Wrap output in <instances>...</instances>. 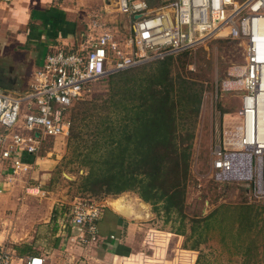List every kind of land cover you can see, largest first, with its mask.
<instances>
[{
	"label": "rangeland",
	"instance_id": "rangeland-1",
	"mask_svg": "<svg viewBox=\"0 0 264 264\" xmlns=\"http://www.w3.org/2000/svg\"><path fill=\"white\" fill-rule=\"evenodd\" d=\"M55 1L75 19V43L92 41L100 32L99 28H92L96 24L111 30L120 39L128 37L127 18L113 10L115 8L105 9L100 0ZM150 4L156 3L150 0ZM9 35V42L18 47L19 34ZM69 48L58 46L53 51ZM4 58L0 53V73L5 69ZM17 60L23 64L26 61L19 54L14 58ZM244 61L243 47L239 43L216 38L187 53L174 55L169 64L174 76L179 73L191 77V72L202 89L199 115L191 125L194 138L182 221L177 214L167 216L145 204L134 192L101 198L82 188V178L88 170L86 146L94 124L90 114L106 111L103 104L110 86L102 80L92 82L89 91L75 103L73 113L86 111L82 114L86 116L82 124L87 125L82 138L73 141L68 135L47 139L37 163L25 172L4 174L0 169V179L8 175L16 179L9 182L11 186H5L7 189L0 187V197L11 194L20 199L15 209H4L0 215V244H5V230L15 223L20 235L11 242L17 243L28 238L27 230L31 229L33 235L40 226L49 224L56 204L62 203L61 212L66 214L60 220L69 218L70 222V209L75 200L92 199L103 209L107 198L131 196L147 206V215L136 221L144 225L137 231L132 256L107 264H264V205L253 199L247 186L216 180L212 168L214 147L224 141L227 143L228 139L231 141L236 132L234 117L243 94L236 88V81ZM12 90L26 89L23 85ZM77 256L82 258L81 253Z\"/></svg>",
	"mask_w": 264,
	"mask_h": 264
},
{
	"label": "built area",
	"instance_id": "built-area-1",
	"mask_svg": "<svg viewBox=\"0 0 264 264\" xmlns=\"http://www.w3.org/2000/svg\"><path fill=\"white\" fill-rule=\"evenodd\" d=\"M152 1L156 4L101 0L105 9L115 8L127 18L126 39L96 24L92 28L100 32L92 41L46 54L26 90H0V160L9 163L13 175L32 168L47 139L69 135V109L92 82L211 39L228 38L243 47L244 66L236 81L243 94L234 117L236 132L231 141L214 147L212 168L216 180L247 186L253 199L263 204L264 0ZM24 153L34 160H23ZM102 211L91 200L73 202L70 223L81 242L98 240ZM12 257V251L0 244V264H11ZM25 264L44 262L33 256Z\"/></svg>",
	"mask_w": 264,
	"mask_h": 264
},
{
	"label": "trees",
	"instance_id": "trees-1",
	"mask_svg": "<svg viewBox=\"0 0 264 264\" xmlns=\"http://www.w3.org/2000/svg\"><path fill=\"white\" fill-rule=\"evenodd\" d=\"M173 56L99 80L110 87L103 104L106 111L90 114L94 124L82 188L101 198L134 192L143 202L167 216L177 214L182 221L194 138L191 125L199 115L202 89L191 72V77L172 74ZM77 101L68 113L73 141L82 138L87 126L82 124L86 111L73 113Z\"/></svg>",
	"mask_w": 264,
	"mask_h": 264
},
{
	"label": "crops",
	"instance_id": "crops-1",
	"mask_svg": "<svg viewBox=\"0 0 264 264\" xmlns=\"http://www.w3.org/2000/svg\"><path fill=\"white\" fill-rule=\"evenodd\" d=\"M74 22L73 16L55 0H0V53L6 57L5 69L0 73V90L16 92L12 89L23 85L27 89L34 71L46 54L58 46L73 47L76 32ZM9 34H19L16 38L20 42L18 47L9 42ZM17 54L25 58V64L14 61ZM22 159L34 160L25 153ZM34 161L36 164L37 160ZM0 169L4 174L11 172L9 163L1 160ZM9 177L0 179V187H4V190L7 189L5 186L12 185L10 181L16 180ZM115 199L103 201L104 208L98 224L99 238L94 243L81 242L79 231L68 221L69 218L60 220L66 216L61 212L62 203L54 207L49 224L40 226L33 235L31 229L27 230L28 238L22 243L11 242L20 235L17 223L9 226L4 239L13 254L11 264H25L33 256L42 258L44 264H107L133 254L137 231L144 225L137 222L147 215V206L136 198L124 196L126 200L123 205L129 212L127 215L111 206ZM19 200L11 194L1 196L0 215L4 209H15ZM79 253L82 258L77 256Z\"/></svg>",
	"mask_w": 264,
	"mask_h": 264
},
{
	"label": "bare ground",
	"instance_id": "bare-ground-1",
	"mask_svg": "<svg viewBox=\"0 0 264 264\" xmlns=\"http://www.w3.org/2000/svg\"><path fill=\"white\" fill-rule=\"evenodd\" d=\"M126 199H124V197H119L117 199H115V201H113L112 205L113 207L117 208L118 210H120L121 212H123L124 214L129 215V212L127 210V208L123 205ZM128 202V201H127ZM138 202V201H137ZM132 203V202H131ZM146 204V203H145ZM136 207V206H135ZM138 207V206H137ZM142 208L144 209L145 206L142 205ZM129 209V208H128ZM135 210V209H134ZM139 215V214H138ZM141 215V214H140ZM143 216V215H141Z\"/></svg>",
	"mask_w": 264,
	"mask_h": 264
},
{
	"label": "water",
	"instance_id": "water-1",
	"mask_svg": "<svg viewBox=\"0 0 264 264\" xmlns=\"http://www.w3.org/2000/svg\"><path fill=\"white\" fill-rule=\"evenodd\" d=\"M135 17H137V16H135ZM5 93H6V91H4ZM263 205H264V201H263Z\"/></svg>",
	"mask_w": 264,
	"mask_h": 264
}]
</instances>
